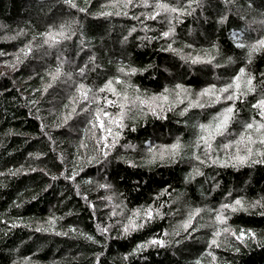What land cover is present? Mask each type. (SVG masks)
<instances>
[{"label": "trees", "instance_id": "obj_1", "mask_svg": "<svg viewBox=\"0 0 264 264\" xmlns=\"http://www.w3.org/2000/svg\"><path fill=\"white\" fill-rule=\"evenodd\" d=\"M72 2L75 8L65 0H0V264H264V162L254 163L264 156L241 164L230 158L235 149L218 147L260 120L253 105L264 98V49L249 56L248 46L264 39V0H160L183 14L156 19L146 17L157 0ZM196 57L212 63L193 64ZM241 68L242 88L251 77L255 90L235 101L230 134L209 157L194 146L196 126L233 102L180 113ZM109 80L113 94L130 98L124 127L113 125L114 147V137L105 146L107 133L94 127L98 111L120 113L104 101L113 94L100 91ZM162 95L168 100L159 108L132 104ZM178 139L180 154L161 160L158 151ZM237 199L243 208H222ZM115 202L127 211L151 208L153 219L143 212V227L125 233L131 218L118 216ZM220 210L223 224L215 219ZM222 225L246 235L213 246ZM154 238L166 245L138 248Z\"/></svg>", "mask_w": 264, "mask_h": 264}, {"label": "snow or ice", "instance_id": "obj_2", "mask_svg": "<svg viewBox=\"0 0 264 264\" xmlns=\"http://www.w3.org/2000/svg\"><path fill=\"white\" fill-rule=\"evenodd\" d=\"M198 2V0H197ZM65 3L69 4L71 7L75 8L76 5L72 2V0H65ZM133 3V0H125V5H130ZM144 6H149L147 4V0H144ZM191 6V4H189V7ZM152 7L155 8V12L154 14H150L148 17H146L147 19H156L158 16L161 15V13H165V14H169V13H181L183 14V10L181 8L178 7H173L170 6L167 3H163L160 2V0H157V2L152 5ZM80 11H85V9H80ZM126 14V13H125ZM189 15L191 13H188ZM106 15H111V13H106ZM221 22H223V19L221 20ZM133 31H135V29H133ZM63 34V33H61ZM172 34V30L170 29L169 31H165L162 33V36L167 38ZM234 35H238V34H234ZM47 42V41H46ZM237 47L239 48H245L246 45L243 42H239L237 43ZM249 56H251L252 53L264 49V39L258 40L256 44L253 45H249ZM169 49H171V45H169ZM27 54V53H25ZM191 62L193 64L199 63V62H204V63H212V60H207V61H202L199 57H196L194 59L191 60ZM219 66V65H217ZM121 71H124L123 69H121ZM132 73H135V69L131 70ZM60 70L57 69V75H59ZM80 74L83 75L84 74V69L81 68L80 69ZM245 75V69L241 68L239 73L234 76L232 78V81L228 84H226L225 86L216 89L215 85L204 89L203 91H201L199 93L200 97H205L208 96L210 98V103H204L201 100H197L195 103H192L189 105V107L184 108L180 115H185L191 107H198V108H204V107H210L215 103H219L221 102V98L223 97V99L225 101H232L233 103L231 105H229L228 107L224 108L221 110V112H219L218 114H216L215 116H213L212 120L209 121L208 123H201L199 125L196 126L197 128V139L194 142V146L197 149L202 150L205 155L207 156H211L212 153L214 151H216V149H214L213 145L215 143V141L218 138L221 137H225L226 135H229V129L230 126L233 122L234 119V115L236 113V109H235V101L241 99L242 96H246L247 93L253 92L255 89L252 86V78L249 77L246 81H244V85L246 86V91L242 88L241 85V80L242 77H244ZM56 77L54 76L53 79H55ZM116 83H121V81L119 79L116 80ZM113 81L109 80L107 82V84L105 85V87L101 88L100 91L104 92L106 90L112 91L113 93H115V89L112 87ZM51 85H49L50 87ZM177 88H182L181 85H177ZM80 94L82 96V98L84 100L88 99V91H90V89H86L85 86L83 84H81L79 86ZM167 91V89L165 90ZM219 93V95H215V93ZM129 98L127 96L124 97V100H128ZM152 101H156L157 99L160 100H164L167 101L168 97L167 96H160V97H152L151 98ZM136 101H139V103L141 105H145L148 104L149 107H151V105L149 104L148 101H144V100H140L139 97H136L135 100L132 101V104L135 105ZM184 101L181 100L180 103H183ZM107 103L109 105H115V101L112 100H108ZM121 111L118 114V118L112 116V114L108 113L107 111H103L100 110L97 112L96 115V120H97V124L94 125V127H99L101 129V131L106 132L107 135L102 137L103 142H105V146H107V141L108 138L110 136L114 137L113 141H112V147L115 146V138L119 137L120 133L119 132H113V125H115L117 128H123L124 125L122 123L124 115H125V105L124 104H120L119 105ZM253 108L257 109L258 112L257 114L260 117L259 121H256L255 119L252 122L246 123L244 125V131L241 132L239 134V137L231 140L227 143H222L221 145H219V149L222 151H226L229 149H235V155L230 157L232 159H235L237 161H239L241 164L245 163L247 161V159L250 158L251 154L253 153V148L251 147V145L255 144V143H260L262 145H264V98H261L260 100H258L254 105ZM171 110V108L169 109ZM101 113L103 115V118H101ZM153 114L155 113V109H153ZM256 132L259 136V139L257 140L256 137H254L252 135V132ZM243 146V147H241ZM183 149V145L180 143L179 139L173 143L170 146H167L165 148H163L162 150L158 151V155L159 158L161 160L165 159V158H170V159H174L176 156H178L180 154V152ZM241 150H243L245 153H247V155H240ZM149 151H152V149L150 148ZM261 156H264V152L260 153ZM194 159L200 161L201 163H204L205 161L201 160L199 155H194ZM213 163H218L219 162V157H217L216 159H214L212 161ZM255 162H264V160L261 161H254ZM222 166H227V162H225ZM53 179H55V177H53ZM257 204H259V202H257ZM255 206V205H253ZM239 208H243V202L241 199H237L235 200L234 204H225L222 206V208H226V209H231V211L235 212L238 210ZM200 209H196L195 210V214L198 215L200 213ZM158 214V213H157ZM136 216H139L140 213L137 212L135 213ZM144 216L146 220H152L153 219V211L151 208L144 210ZM194 216H190L189 220L185 223L184 228L185 230H187L188 227L191 226V221L194 219ZM215 219L220 222L221 224L226 222V217H224L222 214H219L215 217ZM49 223L54 224V221H49ZM13 227H16V225H13ZM143 224H137L134 220H130L128 225H126L124 227V232L125 233H129L130 230H136L137 228H142ZM41 229H37V231H40ZM72 231H75V229H72ZM103 232H106L107 229H102ZM224 232H229L228 228H225L223 230ZM58 235L60 233H57ZM221 233L220 232H215L213 235L214 237H218ZM165 235H167V233H165ZM231 235L235 236L236 239L238 240H243V238L245 237V233L243 231H241L239 233V235H237L235 232H232ZM87 239L91 240L92 237H87ZM151 245H156L159 247H164L166 245V241L164 239H151L149 241H147L144 244H141L138 246L139 249H143L145 247L151 246ZM211 245H215L217 247H219L218 241L217 239L213 238L211 241ZM209 255H211V253H209Z\"/></svg>", "mask_w": 264, "mask_h": 264}, {"label": "rangeland", "instance_id": "obj_3", "mask_svg": "<svg viewBox=\"0 0 264 264\" xmlns=\"http://www.w3.org/2000/svg\"><path fill=\"white\" fill-rule=\"evenodd\" d=\"M1 68L3 69V68H5L3 65L1 66ZM105 87V86H104ZM113 87V86H112ZM103 88V87H102ZM114 88V87H113ZM115 89V88H114ZM105 93H109V94H113V92L112 91H109V90H106V91H104ZM103 93V92H102ZM179 95L178 96H175L174 97V99H177V100H180V98H181V96L182 95H185L184 94V92L182 91H180V93H178ZM215 95H219V93L217 92V93H215ZM112 97H114L115 99H117L118 98V101H115V99H106V98H104L103 100L104 101H108V100H112V101H115L116 103H115V106H117V108L119 109V111H121V109H120V107H119V105L120 104H124L125 105V110H129V101H130V98L128 99V100H124V97L122 98V97H119V96H117V95H115V94H113V96ZM154 97V96H153ZM155 97H160V96H155ZM152 98V97H151ZM150 98V100H145V99H142V100H144V101H148L149 102V104L151 105V107L150 108H159V107H162L164 104H163V102H164V100H160V99H157L156 101H152V99ZM206 98H208V100L210 101V98L208 97V96H205V97H200L199 95L197 96V99H195L194 101H193V103H195L197 100H201L202 102L203 101H205V99ZM102 100V101H103ZM221 101H223L224 102V99H223V97L221 98ZM72 105H70L69 107H68V113L70 114V115H73L76 111H75V107L76 108H78V105H75V101L73 100L72 101ZM147 105V108L149 107L148 106V104H146ZM252 135L254 136V137H256L257 138V140L259 139V136H258V134L256 133V132H252ZM241 147H243V146H241ZM251 147L253 148V153L251 154V156H250V158L251 157H254V156H257V155H260V153H262V152H264V145H262V144H260V143H255V144H253V145H251ZM240 155H242V156H244V155H247V153H245L243 150H241V152H240ZM248 160V159H247ZM115 207L112 209L113 211H115V213L118 215V216H124L125 218H131V220H134L136 223H137V221H139L140 219H139V217H137L136 215H135V213H137V211H136V209H134V210H129V211H127L124 207H123V205H120V203L119 202H115ZM141 213L140 214H142L144 211H141V210H139ZM153 211V210H152ZM219 214H222L224 217H225V213L223 212V211H221L220 210V212L218 213V215ZM191 216H194V214L193 215H191ZM189 220V218L188 219H186V220H184V221H181L180 223H179V225H180V227L182 228V229H185L184 228V225H185V223L187 222ZM128 223L129 222H127V225H128ZM138 224V223H137ZM225 228H228L226 225H222L221 227H219V229H218V231L217 232H220L221 234L218 236V237H214L215 239H217V241H218V244L220 243H222V240H225V239H228V238H230L231 237V233H232V231H230L231 229L230 228H228L229 229V232H224L223 230L225 229ZM214 246V245H213Z\"/></svg>", "mask_w": 264, "mask_h": 264}]
</instances>
